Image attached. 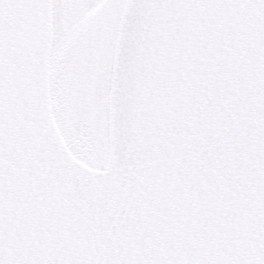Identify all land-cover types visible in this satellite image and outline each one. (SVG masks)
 I'll list each match as a JSON object with an SVG mask.
<instances>
[{
  "label": "snow or ice",
  "instance_id": "obj_1",
  "mask_svg": "<svg viewBox=\"0 0 264 264\" xmlns=\"http://www.w3.org/2000/svg\"><path fill=\"white\" fill-rule=\"evenodd\" d=\"M0 264H264V0H0Z\"/></svg>",
  "mask_w": 264,
  "mask_h": 264
}]
</instances>
